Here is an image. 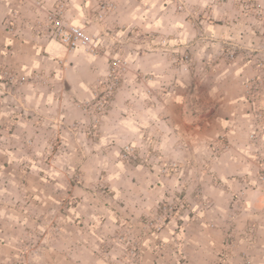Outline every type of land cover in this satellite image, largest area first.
<instances>
[{
	"label": "crops",
	"instance_id": "0c3cea01",
	"mask_svg": "<svg viewBox=\"0 0 264 264\" xmlns=\"http://www.w3.org/2000/svg\"><path fill=\"white\" fill-rule=\"evenodd\" d=\"M73 2L80 7V0ZM27 4L23 0H0V67L28 75L37 70L55 73L52 80H28L23 89L15 84L7 90L2 85L5 81L0 84V192L12 194L15 191L24 201L27 194L15 181V168L22 157L35 158L43 150V158L55 161L61 169H66V165L83 166L81 181L72 186L69 195L71 216L77 223L71 233L67 232L59 240V247L45 250L39 260L45 264H105L92 249L114 228L117 211L124 209L126 214L145 217L156 211L159 202L170 194L183 195L190 201L197 189L199 193L204 191L211 202L210 208L202 212L191 201V208L202 215V219L192 220L190 215L184 222L173 220L167 224L158 235L170 242L167 250H158L157 238H146L145 264H264V184L258 179L260 164L252 156L254 148L247 134L251 128L247 118L253 116L248 110L247 85L253 75L259 74L251 65L253 62L241 58L230 63L222 61L216 74L195 81L190 75L176 77L172 71L169 73L168 59L164 55L151 52L135 56L127 50L132 70L126 73L122 86L116 91L101 129L98 128L91 139L84 135L76 137L75 143L65 123L74 119L88 122L87 111L74 102L93 99L92 89L100 81L94 78L100 79L109 73L108 54L93 56L82 50L70 52L61 42L35 37L23 24L17 26L11 21L7 26L5 18H11L14 13L26 17ZM157 8L155 23L163 31L167 20L164 9ZM69 16L73 22L84 24L82 14L73 17L69 13ZM115 22V19L110 20V26ZM231 24L235 26H207L216 36L224 34L244 40L247 34H243L242 21ZM253 24L260 27L262 22L255 20ZM92 27L102 29L105 25L96 23ZM173 27L178 35L181 29L176 24ZM210 46H203V51L212 52ZM60 59L69 64L63 71L58 69ZM134 71L154 75L151 83L161 88V98L156 105H148L143 100L145 86ZM261 96L264 109V87ZM162 112L168 116V125L161 118ZM154 130L165 132L160 148L163 157L175 160L178 166L171 174H162L157 166H135L120 158L119 146L128 142L145 152L143 136ZM53 133L61 134L60 152L58 142H51ZM218 135H227L232 150L212 156L208 143ZM26 141L31 154L23 150ZM89 141L95 143L94 146H87ZM105 141L116 146L106 150ZM49 148L54 150L51 152ZM92 148L100 151L93 152ZM261 151L264 153V140ZM159 160L154 158L155 162ZM67 173H53L52 184L38 181L34 176L38 182L33 189L36 198L29 212L46 214L52 204L61 201L71 180ZM100 175H104L118 197L114 203L117 210L107 208L87 190ZM64 177H67L65 181ZM30 182L32 184V180ZM101 217L105 220L97 226L95 220ZM25 221V213L22 215L16 208L6 215L0 211V262L15 254ZM95 227L100 228V232H96Z\"/></svg>",
	"mask_w": 264,
	"mask_h": 264
},
{
	"label": "rangeland",
	"instance_id": "374dc122",
	"mask_svg": "<svg viewBox=\"0 0 264 264\" xmlns=\"http://www.w3.org/2000/svg\"><path fill=\"white\" fill-rule=\"evenodd\" d=\"M23 1L28 3V10L25 12L26 17H23L22 13H14L11 18H5L7 26L11 21L17 26L23 24L33 32L35 37L52 40L47 33L38 32L36 27L47 17L49 12L60 8L62 5L61 10H63L62 14L65 20L78 24L71 20L69 13H72L73 17L76 14H82L84 16L82 26L86 28L88 33L97 36L102 44V52L98 55H93L83 48L71 50L65 45L69 51L82 50L93 56L108 54L109 73L103 75L100 79H97V76L94 78V80L100 81L92 89L93 99L85 102L78 100L80 103L78 101L74 102L78 108L81 104L87 111L88 122L74 119L67 120L65 123V128L75 143L76 137L84 135L87 139H91L94 138L93 136L99 130L98 128L101 129L103 118L112 106L116 91L122 86L126 73L132 70L131 59L125 53L127 50L135 56L146 55L151 52L164 55L168 59L169 73L172 71L176 77L190 75L195 81L213 76L212 73L216 74L218 68H220L218 64L222 61L223 63H230L237 58L246 61L251 60L253 62L251 65L259 74L253 75L247 85L248 110L253 114V116L247 118L251 127L247 134L248 141L254 148L252 149V156L260 164L258 179L264 184V180L260 177V171L264 163V153L261 151L264 140V109L261 103V93L264 87V0H158V5H156L157 0H80V7L75 6L73 0H55L52 3L48 0ZM161 2L162 4L159 5ZM159 6L164 9V19L167 20L162 28L163 31L155 23V13ZM112 18L116 22L110 26L109 21L113 20ZM239 20L244 25L245 32L243 31V34H247L243 38L244 40H238L234 36L226 37L224 34L216 36L209 32L210 28L208 26L225 27L231 25L234 27L235 25L231 22L238 23ZM255 20H260L262 25L260 27L254 26L253 22ZM96 23L103 24L105 27L102 29L91 28ZM172 24L173 26L176 24L181 29L178 35H176V28ZM207 44H211L213 48L210 53L203 51V46H207ZM108 51L110 52L107 53ZM116 61L118 65L114 66L113 62ZM67 67H69V64L66 60H58V69L63 71ZM114 67H116L115 73L112 71ZM5 72L8 73L5 74ZM54 73L53 71L45 70L43 72L37 70L28 75L21 74L15 69L0 67V84L5 81V84L2 85L7 90L15 84L23 89V86H25L23 84L28 80H52L54 79ZM134 74L139 82L144 83L143 100L145 103L156 105L161 98V88L151 83L154 75L151 73L143 74L140 71H136ZM24 75L28 77L27 80L21 78ZM39 85L41 86V84ZM110 85L113 86L112 90H109ZM162 117L168 125V116L162 112ZM7 123L9 122L7 121ZM252 131H255L254 138L250 136L253 133ZM52 136L51 142H58V152H60L62 146L61 134L53 133ZM165 136L164 131H147L143 136L146 151L143 152L132 142H128L119 146L120 158L124 162L135 166H157L162 174H171L174 171L173 168L176 169L178 166L174 162L175 160L163 157L164 154L160 148L166 138ZM27 144L26 141L23 150L27 154H31ZM94 144L90 141L86 143L87 146H94ZM208 144L212 156L223 150H232L230 146L232 143H230L227 135H218L215 139L210 140ZM86 145L83 146L86 147ZM53 146H55V143H53ZM115 146V143L108 141L103 144V148L109 151L114 149ZM126 146L131 147L129 152L125 150ZM92 149L93 152L100 151V149ZM49 150L51 151L52 148H49ZM43 155H45L44 150L42 154H38L35 158L32 155L22 157L15 168V181L19 184L20 190L25 191L27 194L24 201L20 199L19 194L15 191L12 194L6 191V194L0 192V211L3 214L6 215L8 211L16 208L22 215L24 213L26 215V221L21 228L22 237L17 242L15 254L4 257L0 262L1 264H45L43 260H39L40 256L45 250H53L54 246L57 245L59 247V240L67 232L71 233L77 223L76 219L71 216L72 200L69 195L72 193V186L81 181L83 166L77 164L71 168L66 165L64 166L66 169H61L55 165V161L43 158ZM155 157L160 158V160L155 162ZM55 172L58 174L69 172L67 177L71 175L66 192L61 195V201L58 204L54 203L50 206L46 214H32L29 212V206L36 198L33 189L38 183L37 179L52 184L54 180L53 173ZM34 176H37V179H34ZM67 177H64V181ZM29 179L32 180V184ZM7 190L11 191L10 188H7ZM87 190L92 196L101 200L107 208L117 210L114 203L118 201V197L104 175H100L92 182ZM233 199L236 201V198ZM191 201L195 202L202 212L211 206V202L204 196V191L199 193L195 189V194H192L190 201L183 195L170 194L159 202L156 211L148 213L145 217L143 215L136 217L134 214H126L124 209L119 210L117 211V223L115 226L113 224L114 228L108 237L101 240L99 245L92 250L104 259L105 264H145L144 242L146 238L151 236L157 238L158 250H167L170 242H166L158 236L167 224L173 220L184 222L190 215L193 217H191L192 220L202 219L203 216L196 214L194 209L191 208ZM121 205L124 206L122 201ZM232 205L231 203V207ZM104 220L105 218L101 217L99 220H95V223L100 226ZM95 231L100 232V228L96 229L95 227Z\"/></svg>",
	"mask_w": 264,
	"mask_h": 264
},
{
	"label": "built area",
	"instance_id": "2783aa9c",
	"mask_svg": "<svg viewBox=\"0 0 264 264\" xmlns=\"http://www.w3.org/2000/svg\"><path fill=\"white\" fill-rule=\"evenodd\" d=\"M60 8L49 12L46 18L40 22V24L36 27L37 31H42L47 33L52 40H56L66 45L71 50H75L78 48H83L86 51H89L93 55H98L102 52V44L100 39L94 34L88 33L86 28L82 25L74 24L65 20L63 16V10ZM114 66L118 65V62H113ZM116 67L112 69L113 73ZM8 72H5L7 74ZM23 80H27V76L21 77ZM109 90L113 89V86H109ZM257 115V114H256ZM250 135L251 138L255 137V131ZM131 147L126 146L125 150L130 151ZM127 156V154H126ZM262 168L260 171V177L264 180V163L262 164ZM248 263V262H246ZM249 264V263H248Z\"/></svg>",
	"mask_w": 264,
	"mask_h": 264
}]
</instances>
